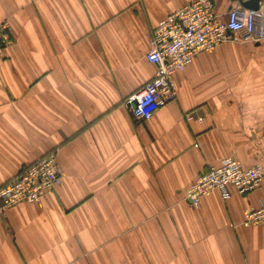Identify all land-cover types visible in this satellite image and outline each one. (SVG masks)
Returning <instances> with one entry per match:
<instances>
[{"label": "crops", "instance_id": "0c3cea01", "mask_svg": "<svg viewBox=\"0 0 264 264\" xmlns=\"http://www.w3.org/2000/svg\"><path fill=\"white\" fill-rule=\"evenodd\" d=\"M189 1L0 0V186L50 151L64 174L0 218V264H264V223L243 225L264 180L186 198L226 157L264 165V41L199 53L147 121L126 104L156 73L150 31Z\"/></svg>", "mask_w": 264, "mask_h": 264}, {"label": "built area", "instance_id": "2783aa9c", "mask_svg": "<svg viewBox=\"0 0 264 264\" xmlns=\"http://www.w3.org/2000/svg\"><path fill=\"white\" fill-rule=\"evenodd\" d=\"M150 50L146 59L156 66L155 75L126 99L134 117L140 121L151 119L155 111L176 100L174 77L184 71L201 52H211L225 42L264 41V1L257 10L242 4L227 13L216 11L213 0H191L168 14L149 33ZM12 42L8 21L0 24V59ZM64 174L56 151H50L30 163L12 180L0 186V218L8 209L22 202H40L43 196L61 184ZM264 180V165L257 163L244 168L233 157H226L218 166L203 171L189 186L186 198L193 206L218 190L223 198L231 197L230 188L240 195L258 189ZM264 223V204L245 212L243 225Z\"/></svg>", "mask_w": 264, "mask_h": 264}, {"label": "water", "instance_id": "95a60500", "mask_svg": "<svg viewBox=\"0 0 264 264\" xmlns=\"http://www.w3.org/2000/svg\"><path fill=\"white\" fill-rule=\"evenodd\" d=\"M261 0H240V3L248 9L257 10Z\"/></svg>", "mask_w": 264, "mask_h": 264}]
</instances>
